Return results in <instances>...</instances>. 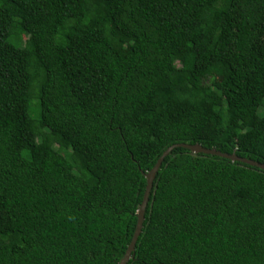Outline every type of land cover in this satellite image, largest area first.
<instances>
[{
    "label": "trees",
    "instance_id": "obj_1",
    "mask_svg": "<svg viewBox=\"0 0 264 264\" xmlns=\"http://www.w3.org/2000/svg\"><path fill=\"white\" fill-rule=\"evenodd\" d=\"M263 109L264 0H0V264H118L162 152L264 164ZM123 264H264V169L173 146Z\"/></svg>",
    "mask_w": 264,
    "mask_h": 264
},
{
    "label": "water",
    "instance_id": "obj_2",
    "mask_svg": "<svg viewBox=\"0 0 264 264\" xmlns=\"http://www.w3.org/2000/svg\"><path fill=\"white\" fill-rule=\"evenodd\" d=\"M173 146H182L184 148L189 149L191 152H202V153L215 154V155H218V156H222V157L228 158L230 160L241 161V162H244V163H247V164H250V165H254V166H257L259 168L264 169V164L263 163H258V162L254 161V160L243 158V157H238V156L233 155V154H226V153H223V152H220V151H216L213 148H205V147H202L199 144L179 143V144H174V145H171V146L167 147L162 152V154L157 158V160L154 163V165L152 166V168L148 172L144 173L145 187H144V190H143L141 201H140L139 206H138V208H137V210L135 212L136 220H135L134 229H133L132 235L130 237L129 243L126 246L125 252L122 255V257H121V259H120L118 264H123L131 256V252L133 250L135 240H136V238H137V236H138V234L140 232V228H141V224H142V220H143L144 207H145L146 202H147V198H148V194H149V191H150V188H151V184H152V179L154 177V173H155V171H156V169H157L162 157Z\"/></svg>",
    "mask_w": 264,
    "mask_h": 264
},
{
    "label": "rangeland",
    "instance_id": "obj_3",
    "mask_svg": "<svg viewBox=\"0 0 264 264\" xmlns=\"http://www.w3.org/2000/svg\"><path fill=\"white\" fill-rule=\"evenodd\" d=\"M212 76H213V78L217 79L218 76H219V75H218V71H217V72H212ZM259 108H260V107H259ZM259 108H258V109H259ZM262 111L264 112V109H263ZM56 145H58L57 142L55 143V146H56Z\"/></svg>",
    "mask_w": 264,
    "mask_h": 264
}]
</instances>
